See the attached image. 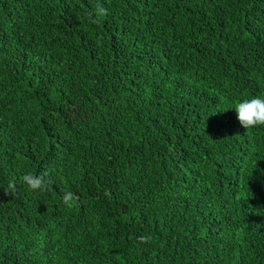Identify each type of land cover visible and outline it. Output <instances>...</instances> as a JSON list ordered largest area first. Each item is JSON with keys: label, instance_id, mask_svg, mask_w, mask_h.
Returning a JSON list of instances; mask_svg holds the SVG:
<instances>
[{"label": "trees", "instance_id": "1", "mask_svg": "<svg viewBox=\"0 0 264 264\" xmlns=\"http://www.w3.org/2000/svg\"><path fill=\"white\" fill-rule=\"evenodd\" d=\"M254 96L264 0H0V264H264Z\"/></svg>", "mask_w": 264, "mask_h": 264}, {"label": "clouds", "instance_id": "2", "mask_svg": "<svg viewBox=\"0 0 264 264\" xmlns=\"http://www.w3.org/2000/svg\"><path fill=\"white\" fill-rule=\"evenodd\" d=\"M234 109L237 113V118L243 128L249 129L256 126H264V97L254 96L252 98L243 99L235 103ZM46 175L47 173H43L41 175H33L31 173H27L22 177V182L32 190H43L48 183L45 180ZM5 191L8 194L15 195V182L10 181ZM72 200L73 193L65 192L63 196V202L71 206ZM140 239L147 242V240H150L151 238L141 236Z\"/></svg>", "mask_w": 264, "mask_h": 264}]
</instances>
